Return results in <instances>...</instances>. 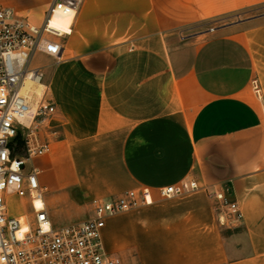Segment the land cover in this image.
Returning <instances> with one entry per match:
<instances>
[{
    "label": "crops",
    "instance_id": "crops-1",
    "mask_svg": "<svg viewBox=\"0 0 264 264\" xmlns=\"http://www.w3.org/2000/svg\"><path fill=\"white\" fill-rule=\"evenodd\" d=\"M52 2L0 0V8L40 27ZM263 4L85 0L59 62H33L57 109L51 150L32 161L53 227L89 220L94 200L148 188L151 205L104 220L110 255L137 264H264V12L224 20ZM206 22L213 34L183 32ZM186 180L229 192L240 223L221 226L226 210L205 190L156 193Z\"/></svg>",
    "mask_w": 264,
    "mask_h": 264
},
{
    "label": "built area",
    "instance_id": "built-area-1",
    "mask_svg": "<svg viewBox=\"0 0 264 264\" xmlns=\"http://www.w3.org/2000/svg\"><path fill=\"white\" fill-rule=\"evenodd\" d=\"M84 3L53 0L40 27L17 17L12 9L0 8V264H120L119 258L104 248V220L152 204L150 189L126 191L115 198L92 201V218L59 228L53 227L44 206V192L32 161L51 150L50 138L42 140L38 132L43 127L57 129L53 126L57 109L49 97L43 71L33 62L41 55L59 62L63 53L60 38L71 34ZM58 13L72 17L68 32L52 27L51 20ZM252 86L259 94L256 81ZM27 165L30 169L25 173ZM198 190H205L226 210L221 226L240 223L243 214L226 190L200 188L195 181L186 180L158 188L156 193L169 199ZM13 196L23 201L27 213L10 214L8 201ZM36 202H41L39 208Z\"/></svg>",
    "mask_w": 264,
    "mask_h": 264
},
{
    "label": "rangeland",
    "instance_id": "rangeland-1",
    "mask_svg": "<svg viewBox=\"0 0 264 264\" xmlns=\"http://www.w3.org/2000/svg\"><path fill=\"white\" fill-rule=\"evenodd\" d=\"M264 12V4L263 5H255L252 7H247L244 9H240V10H236L234 11V13L230 14V17H226L224 20L227 22L231 21H237V20H241L247 17H252V15H256L259 13ZM215 26L213 22H206V23H202L199 24V26L197 27H189L187 29H184L183 32L188 34L191 33V31H197V30H205L207 31L209 34H213V30H214ZM63 37L60 38L61 42L63 43ZM57 134V129L56 130H50L47 127H43L39 132V137L40 139H44L46 137L50 138V140H53V136L51 135L52 132H54ZM51 135V136H50ZM30 169V166L27 165L26 169H25V173H27ZM8 210L10 212V214H17L18 212H24V205L23 202L20 198H17L15 196L10 197L9 201H8ZM84 213L86 214L85 218H89L92 213L90 212L89 209H85ZM120 260V264H137V261L135 260L134 256H129L127 259H125L124 257H122V260Z\"/></svg>",
    "mask_w": 264,
    "mask_h": 264
},
{
    "label": "bare ground",
    "instance_id": "bare-ground-1",
    "mask_svg": "<svg viewBox=\"0 0 264 264\" xmlns=\"http://www.w3.org/2000/svg\"><path fill=\"white\" fill-rule=\"evenodd\" d=\"M51 21V25L56 31L68 32V27L73 20L71 16L58 13L53 16ZM36 206L39 208L41 206V202H36Z\"/></svg>",
    "mask_w": 264,
    "mask_h": 264
}]
</instances>
